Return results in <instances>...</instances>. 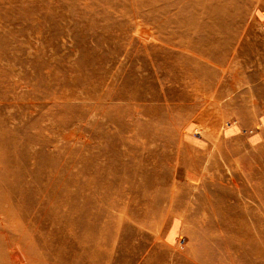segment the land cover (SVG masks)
Here are the masks:
<instances>
[{
    "label": "rangeland",
    "instance_id": "rangeland-1",
    "mask_svg": "<svg viewBox=\"0 0 264 264\" xmlns=\"http://www.w3.org/2000/svg\"><path fill=\"white\" fill-rule=\"evenodd\" d=\"M215 1L0 0L2 264L264 246V0Z\"/></svg>",
    "mask_w": 264,
    "mask_h": 264
},
{
    "label": "bare ground",
    "instance_id": "bare-ground-1",
    "mask_svg": "<svg viewBox=\"0 0 264 264\" xmlns=\"http://www.w3.org/2000/svg\"><path fill=\"white\" fill-rule=\"evenodd\" d=\"M216 1H215V5H218V4H216ZM197 2H196V4H198ZM202 2H204V1H202ZM230 2H232V1L230 0ZM201 5L202 4H200V6ZM207 8H209L208 5H207ZM217 8H219V7H217ZM228 8H229V6L225 10L228 11ZM196 11L198 13V10H196ZM207 11H209V10H207ZM222 11L221 10H218V12H222ZM209 14H210V12H209ZM217 31H222V30H220V28H219V29H217ZM220 33H222V32H220ZM0 162L3 163V161H1V160H0ZM1 180L4 181L3 173L2 172L0 173V235H3V223L1 222V220L4 221V218H3L4 215H6L9 212H8L7 206L5 205L6 198L4 197L5 196L4 191H3V188L4 187H3V182ZM153 198L155 199V197H153ZM158 208H159V206H157V209ZM23 215L24 216H28L29 214L24 212ZM154 215H155V213H153L150 210H147L144 213L139 214L138 217L135 218V219L138 220V221L139 220L140 221H143V220L147 219L148 217L154 216ZM242 244L249 246L250 249H249V252L248 253H245V252H242V254L240 252L235 253V251L238 250L239 247L236 248L234 251L232 250L233 248H229V247L227 248L226 247V251H227V254L226 255L227 256L226 257H222L219 254L218 255L217 254H214L216 251L213 250L208 245V242L207 241H203L202 243H200V244L196 245L194 248H192V250H193L192 251V254H194L193 259L195 260V262L197 264H226V263H232V264L239 263L240 264L241 262H243L242 264H260V263L264 264V260L262 261V259L264 258V246L263 245L259 244L258 242L254 241V240H245L244 242H242ZM259 245L262 246V247H260ZM218 248H220V246H218ZM42 249H44L43 245H42ZM42 252H43V250H41V248H38L37 247V243H36V239H35L34 240L33 247L30 248L27 245L25 246V253L24 254H26V255L33 254V255H39L40 256V255H43ZM205 254H212V255H206V256H204ZM2 256H3V253L0 250V264H2ZM96 256L97 255L94 254L93 258H95ZM252 256L254 257L253 259L251 258ZM159 259H160V256L158 257V259H156V263H157V260H159ZM4 264H7V263L4 262ZM14 264H33V263H29L27 261L25 262V261H21L20 260V261H16ZM41 264H44V263H41Z\"/></svg>",
    "mask_w": 264,
    "mask_h": 264
}]
</instances>
